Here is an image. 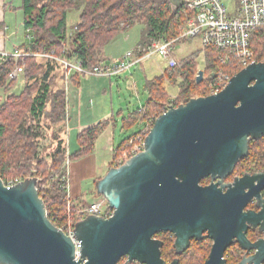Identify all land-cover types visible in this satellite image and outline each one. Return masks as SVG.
Segmentation results:
<instances>
[{
  "label": "water",
  "instance_id": "water-1",
  "mask_svg": "<svg viewBox=\"0 0 264 264\" xmlns=\"http://www.w3.org/2000/svg\"><path fill=\"white\" fill-rule=\"evenodd\" d=\"M214 78V75H213ZM205 81L200 70L196 84ZM264 137V63L236 74L217 95L170 107L151 128L144 151L95 183L113 210L90 215L73 239L49 220L38 178L12 187L0 179V264H118L148 257L152 237L174 230L179 217L208 199L206 177H226L247 157L250 140Z\"/></svg>",
  "mask_w": 264,
  "mask_h": 264
},
{
  "label": "trees",
  "instance_id": "trees-1",
  "mask_svg": "<svg viewBox=\"0 0 264 264\" xmlns=\"http://www.w3.org/2000/svg\"><path fill=\"white\" fill-rule=\"evenodd\" d=\"M8 6L9 3L5 4L4 10ZM14 10L23 12V28L30 36V45L24 46L22 50L34 54L54 53L57 58L81 62L90 69L107 62L106 49L110 43L120 33L129 32L136 26L142 27L139 45L143 47H148L154 40H172L178 29L176 15L181 13V9L178 13H172L168 0H21V6ZM72 12H78L79 19L73 30H70L69 14ZM6 26V23L0 25L2 28ZM250 45L255 61L264 63V33L254 31ZM205 51L208 63L204 71L205 76L206 71L210 72V84L213 75L216 77L221 68L218 58L223 54L213 48ZM181 64L169 80L162 75L147 82L149 100L141 109L127 117L117 113L116 117L81 131L77 135L79 150L68 154L63 138L68 124L69 103L65 88L68 71L56 60L29 57L19 63V66L24 65L22 92L18 95L9 94L17 85L18 79H9L17 64L13 60L0 61V90L8 95L0 106V179L5 185L17 184L30 177L40 179L38 192L46 204L49 220L59 229L69 222L75 226L81 218L78 216V205L72 199L70 202L73 207L68 210V175L65 165L71 160L91 155L98 138L109 127L117 128V118L121 117L123 130H131L141 124L152 128L150 123L155 122L170 107L209 96V84L207 88L196 84L195 76L199 71L197 63L191 60ZM223 69L231 76L242 70L234 63ZM71 77L77 86L84 79L79 75ZM179 78H183L181 90L173 99L166 92L165 82L168 80L175 85ZM44 129L53 131L52 138L56 144L55 150L48 154L45 147L43 151H46L47 156L40 151L45 138ZM127 149L125 144L116 149L108 171L116 167L122 150Z\"/></svg>",
  "mask_w": 264,
  "mask_h": 264
},
{
  "label": "flooded vegetation",
  "instance_id": "flooded-vegetation-1",
  "mask_svg": "<svg viewBox=\"0 0 264 264\" xmlns=\"http://www.w3.org/2000/svg\"><path fill=\"white\" fill-rule=\"evenodd\" d=\"M264 137L223 178L206 177L209 196L179 217L174 230L152 237L148 257L118 264H264ZM258 144V145H257Z\"/></svg>",
  "mask_w": 264,
  "mask_h": 264
},
{
  "label": "built area",
  "instance_id": "built-area-1",
  "mask_svg": "<svg viewBox=\"0 0 264 264\" xmlns=\"http://www.w3.org/2000/svg\"><path fill=\"white\" fill-rule=\"evenodd\" d=\"M227 0H169L174 11L185 10L188 16L181 33L172 40H154L148 47L138 45L135 49L126 52L122 58L111 64H101L92 69L85 67L81 62H72L57 58L54 53L34 54L15 48L12 51L0 50V61H15L16 68L9 76L10 80H17L24 72V65L19 66L20 61L29 57L41 60L50 59L61 63L68 71L67 82L70 83L71 76L95 78H116L132 69L138 68L145 62L154 60L156 56H161L168 61L170 68H175L178 63L172 58L174 46L182 41L198 39L204 49H216L222 52L218 58L221 68L218 69L216 77L209 84V95H217L227 88L232 78L223 67L231 63L242 69L256 63L253 51L251 50L250 39L254 31L260 30L264 33V0H231L228 5ZM30 39V36H28ZM165 75V72H162ZM154 125L152 121L150 125ZM150 126L146 125L136 138L131 139L126 148L122 150L116 167L124 165L128 160L144 151L145 140L150 132ZM67 164H69L67 162ZM15 184L8 183L7 187ZM67 197L68 210L73 207ZM108 202L104 198H98L90 204L78 205V216L81 220L90 215L108 219L112 217L113 210L106 205ZM80 220V221H81ZM75 226L69 222L60 228L65 235L71 237L77 248V260L80 258V244L75 238Z\"/></svg>",
  "mask_w": 264,
  "mask_h": 264
},
{
  "label": "rangeland",
  "instance_id": "rangeland-1",
  "mask_svg": "<svg viewBox=\"0 0 264 264\" xmlns=\"http://www.w3.org/2000/svg\"><path fill=\"white\" fill-rule=\"evenodd\" d=\"M8 3V9H5L6 11H3L2 13V20L8 26V30L5 31V36L1 37L6 43V48L8 51H12L15 48H20L22 50L24 46L30 45V39L28 38L27 32H25V29L23 28V12L21 10H14V8H19L21 6V0H6V4ZM226 3L228 5H231L232 1L227 0ZM172 13H178V11H174L172 8ZM188 14L189 13L183 9L181 10L180 15H176V19L178 20V29L175 32L176 36L181 33V28L184 27ZM78 16V12H72L69 14L70 30H73L75 25L78 23ZM181 18H183L184 23L182 22L183 20H181ZM141 28V26H136L132 30V35H134V33L137 34V32L140 33ZM122 37H124V34L120 33L117 39H121ZM134 41L135 40H122V43L120 45L121 47L119 48V46H117L118 48L116 47V50L118 51L120 49V52L124 53L129 48V50H133L138 45L137 44L135 48H132V46L135 44ZM171 56L178 63V66H176L175 68H170L168 61L164 60L161 56H156L154 60L145 62L138 68L132 69L130 73H126L125 75L120 76L122 77L120 79L110 78L109 82L108 80L106 81L108 82L107 85H99V80H94L100 78H84L85 80L81 85V89L79 90V106H77L76 108L74 106L72 107V103L70 104V107L68 106V118L70 109V118L72 119L70 127L68 124L66 127V131L68 133H66V135H64L65 137H63L65 140V147L67 151L70 154H73L77 150H79V146L76 142L77 135L84 128L92 125H97L98 123L111 118V116L113 114L115 115L118 111H123L125 113V117H127L133 111L141 109L149 100V94L146 89L147 82L153 80L156 77L162 76L163 71L165 72L169 70V72H166L163 76L164 78H168L169 80V78L176 73L177 69L182 66L181 63L183 61L185 63H189V61L194 60L198 65L199 71L205 70L208 63L206 51L201 46V43L198 39H189L177 43L174 46ZM198 72L195 76V80ZM131 75H134V77H131ZM209 77L210 72L206 71L205 81L202 83L204 88H207L209 84ZM168 80H166L164 87L166 89V92L171 96V98L174 99L180 93V84L182 83L183 78H179L175 85L171 84ZM70 83H73V81L71 80ZM67 87L65 86L68 95ZM23 88L24 82L23 78L20 76L18 78L16 87L9 94L18 95L22 92ZM7 96V94L0 90V106L3 104ZM76 113L79 114V119ZM151 126L153 127L152 124ZM145 127L146 124H141L131 130H123L120 123L115 133H106L104 139L110 138L108 140H110L109 143L111 149L113 148V146L114 148H118L123 144L127 146L128 141ZM52 132V130H43L45 138L41 142L40 151L43 152L44 156H47L48 153L52 152L56 148V144L54 143L52 138ZM260 145L264 146V142L260 143ZM45 147L46 150H48L47 154L45 153L46 151H43L45 150ZM93 157H101V163L104 167V170L102 171V174L104 175H102V177L107 174L109 168L107 163H105L107 154H104V156L102 157L99 153V150H97L95 156L89 155L79 160H71L70 162H68L69 164L65 165V171L67 172L69 180L68 189L70 197L72 196L71 186L73 183V178H75V165H81L82 169L80 172V176L84 179H88L92 175L91 172L95 171L93 167ZM91 168H93L92 171ZM81 192L85 194V204L93 203L98 199H96L97 196L95 192L94 181L85 183L83 191ZM82 199L83 198L81 195L78 200L73 199V201L74 203H77L82 201ZM81 205H83V203ZM106 207H108V204L106 205Z\"/></svg>",
  "mask_w": 264,
  "mask_h": 264
},
{
  "label": "crops",
  "instance_id": "crops-1",
  "mask_svg": "<svg viewBox=\"0 0 264 264\" xmlns=\"http://www.w3.org/2000/svg\"><path fill=\"white\" fill-rule=\"evenodd\" d=\"M5 4H6V0H0V25L2 23H5L2 20V13H3V11H5L4 10V5ZM7 30H8V26H6L4 28L0 27V50L1 51H8L7 48H6V43L3 41L2 37H1V36H5V34H6L5 31H7ZM123 34H124V37H122L121 39H117L116 38L117 40L115 39L116 41L114 40L107 47V49H106V56H107L108 60H107V62L102 63V64H111V63H114V62L118 61L126 52L130 51L129 50L130 48L127 49V51L125 53L124 52H120V49L118 51L116 50V47L117 46H119V48L121 47L120 45L122 43V40H135L134 41L135 44L132 46V48H135L137 44L139 45V43H140V37H141V30H140V33L137 32V34L134 33V35H132V30L129 31V32L123 33ZM131 77H134V75H131ZM120 78H122V77H116V79H120ZM85 79H82L81 82H80V84L78 86L75 85L74 83H68V82H66V87L68 86L67 87V90H68V95L67 96H68L69 107H70V104L71 103H72V105H71L72 107L74 106L76 108L77 106H79L78 105L79 102H80L79 101L80 100L79 99V90L81 89V85L83 84V82H84ZM94 80H99V82H98L99 85H103V84L104 85H107L110 79L100 78V79H94ZM107 80H108V82H106ZM111 86H112V84H111ZM103 89H105V88H103ZM77 92H78V94H77ZM117 113H120L119 116L122 115L123 117H125V113L123 111H118ZM117 113L115 115L113 114L111 116V118L112 117H116ZM70 114L71 113H70V109H69V118H68V125H69V127H70L71 119H72V118H70ZM76 115H78V119H79V114L76 113ZM109 119H107V120H109ZM104 121H106V120H104ZM117 122H118V126H117L116 129H114L112 127H109L98 138L97 143H96L95 150L91 154L92 156H95L97 150H99V153H100V155L102 157L104 156V154H107L105 163H107L108 167H110V165L113 162V156H114V153H115V151H116L117 148H114V146H113V148L111 149L110 148V143H109L110 140H108L110 138L104 139L105 138L104 136L106 135V133H111V134L112 133H115V131L118 129L119 124L121 122V117L120 118H117ZM89 127H91V126H88V127L84 128L83 130H85V129L89 128ZM83 130H81V131H83ZM111 134H110V136H111ZM68 154H70V153L68 152ZM93 158H94V161H93L94 166L93 167H94L95 171L91 172L92 175L88 179H84V178H82L80 176V172H81V169H82L81 165H75V167H74V175H75V178H73V183H72V186H71L72 196L70 198L72 200L73 199L78 200L81 195H82V198H83L82 201L77 202L76 205L82 204V203L85 204V202H84V200H85V194H83V192H81V191H83V187H84L85 183L90 182V181L91 182L94 181V186H95V182L99 178H102V175H104V174H102L103 173L102 171L104 170V167L102 166V163H101V157H99V158L93 157ZM92 169L93 168H91V171H92ZM68 187H69V180H68ZM68 192H69V189H68ZM96 199H97V197H96Z\"/></svg>",
  "mask_w": 264,
  "mask_h": 264
}]
</instances>
